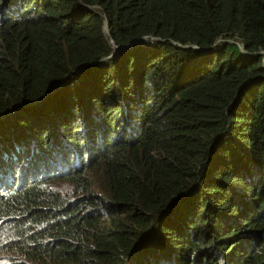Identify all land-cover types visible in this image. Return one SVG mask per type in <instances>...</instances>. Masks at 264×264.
<instances>
[{
	"label": "trees",
	"instance_id": "1",
	"mask_svg": "<svg viewBox=\"0 0 264 264\" xmlns=\"http://www.w3.org/2000/svg\"><path fill=\"white\" fill-rule=\"evenodd\" d=\"M0 264H264V0H0Z\"/></svg>",
	"mask_w": 264,
	"mask_h": 264
},
{
	"label": "water",
	"instance_id": "2",
	"mask_svg": "<svg viewBox=\"0 0 264 264\" xmlns=\"http://www.w3.org/2000/svg\"><path fill=\"white\" fill-rule=\"evenodd\" d=\"M104 30H105V33H108L107 31V25L105 24L104 26ZM146 41H149L148 43H152L153 42V37L147 35V36H144V37H141V38H138V39H135L133 40L132 43H140V44H145L144 42ZM131 43V44H132ZM113 46V52L111 53L110 56H108L107 58H111V57H114L115 54L122 48H125L124 46H115V45H112Z\"/></svg>",
	"mask_w": 264,
	"mask_h": 264
},
{
	"label": "clouds",
	"instance_id": "3",
	"mask_svg": "<svg viewBox=\"0 0 264 264\" xmlns=\"http://www.w3.org/2000/svg\"><path fill=\"white\" fill-rule=\"evenodd\" d=\"M145 44H147V43H145Z\"/></svg>",
	"mask_w": 264,
	"mask_h": 264
}]
</instances>
